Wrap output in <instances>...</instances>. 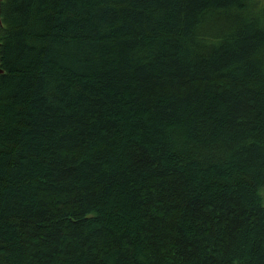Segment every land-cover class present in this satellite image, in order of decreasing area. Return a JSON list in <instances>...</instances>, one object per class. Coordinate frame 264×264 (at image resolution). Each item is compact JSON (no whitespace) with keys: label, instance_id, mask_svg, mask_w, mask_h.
Masks as SVG:
<instances>
[{"label":"trees","instance_id":"trees-1","mask_svg":"<svg viewBox=\"0 0 264 264\" xmlns=\"http://www.w3.org/2000/svg\"><path fill=\"white\" fill-rule=\"evenodd\" d=\"M0 264H264V0H2Z\"/></svg>","mask_w":264,"mask_h":264},{"label":"water","instance_id":"water-1","mask_svg":"<svg viewBox=\"0 0 264 264\" xmlns=\"http://www.w3.org/2000/svg\"><path fill=\"white\" fill-rule=\"evenodd\" d=\"M1 2H2V0H0V30L3 27L2 22H1ZM3 72L4 71L1 69V64H0V74H2Z\"/></svg>","mask_w":264,"mask_h":264},{"label":"bare ground","instance_id":"bare-ground-1","mask_svg":"<svg viewBox=\"0 0 264 264\" xmlns=\"http://www.w3.org/2000/svg\"><path fill=\"white\" fill-rule=\"evenodd\" d=\"M0 36H1V30H0ZM0 45H1V41H0Z\"/></svg>","mask_w":264,"mask_h":264}]
</instances>
